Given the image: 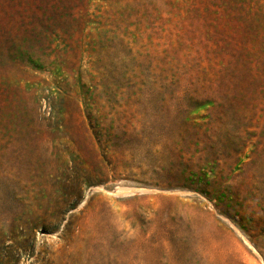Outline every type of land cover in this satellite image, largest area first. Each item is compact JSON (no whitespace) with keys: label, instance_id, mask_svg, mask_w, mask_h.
Returning <instances> with one entry per match:
<instances>
[{"label":"rangeland","instance_id":"374dc122","mask_svg":"<svg viewBox=\"0 0 264 264\" xmlns=\"http://www.w3.org/2000/svg\"><path fill=\"white\" fill-rule=\"evenodd\" d=\"M0 264H264V0H0Z\"/></svg>","mask_w":264,"mask_h":264},{"label":"water","instance_id":"95a60500","mask_svg":"<svg viewBox=\"0 0 264 264\" xmlns=\"http://www.w3.org/2000/svg\"><path fill=\"white\" fill-rule=\"evenodd\" d=\"M103 192H105L106 194L110 195V196H117L119 194H121L120 190L116 189V190H113V191H106V190H102Z\"/></svg>","mask_w":264,"mask_h":264},{"label":"bare ground","instance_id":"6f19581e","mask_svg":"<svg viewBox=\"0 0 264 264\" xmlns=\"http://www.w3.org/2000/svg\"><path fill=\"white\" fill-rule=\"evenodd\" d=\"M121 192H122V191H121ZM121 192H120V193H121Z\"/></svg>","mask_w":264,"mask_h":264}]
</instances>
